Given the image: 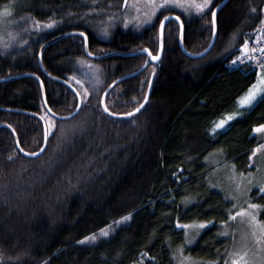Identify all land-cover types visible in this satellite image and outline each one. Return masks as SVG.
<instances>
[{
  "label": "trees",
  "instance_id": "1",
  "mask_svg": "<svg viewBox=\"0 0 264 264\" xmlns=\"http://www.w3.org/2000/svg\"><path fill=\"white\" fill-rule=\"evenodd\" d=\"M123 1L99 0L96 8L115 14L112 23L106 15H90L85 24L90 0H0V29H8L0 30V79L33 73L41 80L0 81V264H172L171 251L188 247L183 233L195 236L177 221L197 220L211 223L187 248L190 254L208 264L227 259L230 244L218 229L228 206L204 181L216 164L246 162L264 143V129L255 130L264 125V98L226 129L210 131L257 80L250 63L230 62L264 29V0H230L218 14L216 43L202 58L183 52L181 26L171 20L158 62L147 54L90 58L85 38L71 33L47 45L43 70L42 46L73 31L87 34L96 55L141 49L155 55L159 21L173 13L184 21L185 47L201 52L214 32L211 11L222 0L191 20L162 10L139 30L122 17L115 21L127 13ZM61 79L83 100L69 120L54 117L44 102L42 86L52 111H75L78 96ZM36 114L47 123L48 144L41 155L28 157L13 130L23 149L39 151L44 124ZM214 155L216 164L209 160ZM261 202L264 208V194Z\"/></svg>",
  "mask_w": 264,
  "mask_h": 264
},
{
  "label": "rangeland",
  "instance_id": "2",
  "mask_svg": "<svg viewBox=\"0 0 264 264\" xmlns=\"http://www.w3.org/2000/svg\"><path fill=\"white\" fill-rule=\"evenodd\" d=\"M162 2L163 0H155V3L157 4ZM177 2L178 0H173V3L169 4L167 8H156L155 12H153V8L149 0H128L127 5H124L123 1L122 5L126 9L127 13L122 14V16L119 15L115 18V21H119V18L122 17V20L124 22L123 24H125V26L139 30L150 25L157 14L162 10L174 9L175 11L183 14L187 20H191L198 16L203 17L207 10L216 6L215 0H212V2L209 4V8L205 9L203 14L197 15L193 10L192 14L186 15L184 9L177 8ZM186 2L200 3L202 2V0H186ZM146 15L149 16L150 19L146 20ZM175 15H178L181 18V16L177 13ZM137 20H139V22H137ZM0 30L3 33H7L5 31H8V29L5 28H2ZM2 32L0 36H5V34H2ZM98 34L100 35L103 33L101 32ZM251 42L252 40H247V44L249 47V52L246 54L247 58L241 57V53L243 52L242 49V52L237 54L230 63L232 65H239L243 62H248L250 63L251 67L254 68L253 62H255V68L258 73L264 74V71H262L259 67L260 64H264V53L261 52V49L264 48V29L262 31H259V33L255 35L253 43ZM252 49H255V51H252ZM238 57H241V61L233 63V61ZM259 87H264V85H261ZM242 106L245 105H243L240 101V107L237 106V108L233 112L228 114L241 113L240 115L235 116V119L241 116L244 110H247L251 107L250 106L245 109L242 108ZM228 114H225L222 118L214 122L213 126L211 127V134L216 135L231 124L234 119L228 121V125H225L226 127L223 126L221 129H218L215 132L212 131V129L221 119H226ZM217 153L222 156L220 158V161H224L223 152L218 151ZM209 160L216 164V161L219 160L218 155H214L213 157L209 158ZM204 182L208 189L219 193L222 197L223 202H225L228 206L225 216L226 219L223 220L222 218L225 214L220 217L222 218V221L227 222V227L223 226L220 223V228L218 229L219 231L223 230V232L225 233L224 235L229 241L230 245L226 253L234 252L237 250H247L250 259L254 260L256 264H262V262H264V247L257 244L255 237L264 235V231H262V229H264V208L263 205L260 204L262 203L261 200H263L264 194V191H261V189H264V143L255 147L252 156H250V158L246 162L231 159L223 162L222 164H216L212 171L206 174ZM251 204L257 205L258 207L252 209L249 207V205ZM241 208L246 210L245 214L236 215L233 220H229V216L233 213H239ZM251 216L255 217V222L251 220ZM201 221L205 220H197L190 223L189 225H198ZM206 227L207 226L205 225L202 228L198 226L190 227L193 228L195 232V236L193 237H191L190 234L188 236H185V234L183 233L186 245L188 247H191L196 241L200 231L206 230ZM218 230L217 234L219 232ZM189 241H191L190 244ZM188 247L179 246L175 247V249L171 251L172 264H195V262H199V264H208L207 260H203L201 258L198 259L195 255L190 254L192 252L190 251V248L187 249ZM202 258L207 257L202 256ZM226 258V260H229L230 264V258L228 256H226ZM215 264H220V261L215 262Z\"/></svg>",
  "mask_w": 264,
  "mask_h": 264
},
{
  "label": "snow or ice",
  "instance_id": "3",
  "mask_svg": "<svg viewBox=\"0 0 264 264\" xmlns=\"http://www.w3.org/2000/svg\"><path fill=\"white\" fill-rule=\"evenodd\" d=\"M90 2H91L92 6L90 7L89 11L83 13V18H84L85 24L89 23V21L87 20V17L90 15H106L107 16V23H109V24L112 23L114 16H115L114 13H108L106 9L96 8L95 5L99 2V0H90ZM149 2L152 5L153 12H155L156 8H167L169 4L173 3V0H163V2L159 3V4L155 3V0H149ZM211 2H212V0H202V2H200V3H187L186 0H178L176 6H177V8L184 9L186 15L192 14L193 10H194L195 14L201 15V14H203L205 9L209 8V4ZM124 3H125V5H127L128 0H124ZM109 7H111V4H109ZM8 12H10V9L8 7H5L3 9V13L7 14ZM211 15H212V21L214 24L215 20H216V11L212 10ZM148 19H150V17L146 15V20H148ZM170 19H171V17L164 16L163 19L159 21L161 39L163 38L164 22L168 21ZM175 19L179 21L180 17L176 16ZM137 22H139V20H137ZM52 23H55V21H53ZM182 23L183 22L181 21V26H182ZM102 31H104L106 33L107 27L102 29ZM81 35L86 37L87 34L82 33ZM240 47L243 48V52L241 53V57L247 58L246 54L249 52V47H248L247 41H245V43L243 45H241ZM4 48L7 49L8 44H5ZM161 48H162V44H161ZM252 51H255V49H252ZM261 52L264 53V48L261 49ZM241 57L236 58V60H234L233 63L240 62ZM152 59L158 60L159 59V53H157V55L152 56ZM253 67L255 69V67H256L255 62H253ZM259 67L262 71H264V64H260ZM257 75H258V79L256 80V82L250 86L246 95H244L243 97L240 98V101L243 105L252 106L254 101H257L259 98H264V87H259L261 85H264V74L258 73ZM149 84H150V82H149ZM147 99H148L147 96H145L144 100L147 101ZM79 107H80V105L78 104L77 108H79ZM141 107H143V105H141ZM105 110L106 111L108 110L107 105H105ZM138 111H139V109H133V112H138ZM240 114L241 113L228 114L226 119H221L215 125V127L212 129V131L215 132L216 130L221 129L223 126H225L227 124L228 121L233 120L235 116L240 115ZM121 115L131 116L132 113H123ZM262 129H264V125H260L255 130L260 131ZM261 191H264V189H261ZM249 207L252 209H255L258 206L251 204V205H249ZM245 211H246L245 209L241 208L239 213H233L232 215H230L229 220H233L236 215L245 214ZM127 219H128V217H121V221H125ZM251 220L253 222H255V217L251 216ZM209 223H211V221H201V222H199L198 225H180L179 221H177V226L181 227V228L197 227V226L202 228V227H204V225L209 224ZM220 223L223 226L227 227L226 221H221ZM262 231H264V229H262ZM101 232L104 235L108 234V233H105L103 229H101ZM83 239L86 241L89 239V237H84ZM91 239L95 240L96 236L92 235ZM255 240H256L258 245L264 247V235L256 236ZM190 243H191V241H189V244ZM226 255L230 258V264H256V262L254 260L249 258L247 250H244V251L237 250L234 252H228V253H226ZM195 264H199V262H195ZM209 264H215V262H209ZM225 264H229V260H225ZM262 264H264V262H262Z\"/></svg>",
  "mask_w": 264,
  "mask_h": 264
},
{
  "label": "water",
  "instance_id": "4",
  "mask_svg": "<svg viewBox=\"0 0 264 264\" xmlns=\"http://www.w3.org/2000/svg\"><path fill=\"white\" fill-rule=\"evenodd\" d=\"M229 0H222L215 8H214V10L216 11V20H215V23L213 24V27H214V35H213V40L211 41V43H210V45L205 49V50H203V51H201V52H197V53H193V52H191V51H189L186 47H185V45H184V29H185V27H184V23H182V26H181V21H182V19L180 18V20L178 21L179 22V24H180V26H181V35H180V44H181V48H182V50H183V52L186 54V55H188V56H192V57H195V58H199V57H203L204 55H206V54H208L212 49H213V47H214V45H215V39H216V36H217V32H218V14H219V12L225 7V5H226V3L228 2ZM124 5H125V3H124ZM169 17H171V19L170 20H176L175 19V17L177 16V15H168ZM170 20H168V21H170ZM168 21H165L164 22V29H163V38L161 39V34H160V50H159V59L161 58V56H162V54H163V47H164V37H165V28H166V25H167V23H168ZM183 22V21H182ZM71 33H77V34H82V33H85L84 31H73V32H67V33H65V34H62V35H60V36H58V37H56V38H54V39H52V40H50V41H48L47 43H45L44 44V46L42 47V49H41V52H40V62H41V56H42V53H43V50H44V48L49 44V43H51L53 40H56V39H58V38H61L62 36H65V35H67V34H71ZM84 38H85V42H86V44H85V51H86V54L90 57V58H94V59H101V58H105V57H110V56H112V55H119V54H121V55H130V56H133V55H139V54H147L150 58H151V60L152 61H154V62H158L159 61V59L158 60H153L152 59V56H154V54H152V52L151 51H149V49H141V50H137V51H134V52H129V53H121V52H110V53H107V54H104V55H96V54H93V53H91L90 52V47H89V41H88V36L86 35V37L85 36H83ZM161 44H162V48H161ZM157 55V54H156ZM42 68H43V70H45V67L44 66H42ZM39 80H40V78L39 77H37ZM56 78V77H55ZM57 79H59V78H57ZM41 81V80H40ZM61 81H63L64 83H67V84H69L72 88H73V90L75 91V93L77 94V96H78V104L80 105V107L79 108H76L75 109V111L74 112H72L70 115H67V116H61V115H57L56 113H54L53 111H51V113L52 114H54L57 118H59V119H71V118H73V117H75L78 113H79V111L81 110V108H82V104H83V100H82V96H81V94L79 93V91L73 86V85H71L69 82H67V80H63V79H61ZM118 81H120V80H118ZM111 87H112V85H111ZM111 87L105 92V96L108 94V92L110 91V89H111ZM42 88H43V91H44V100H45V102H46V96H45V88H44V86H42ZM7 109V108H6ZM7 110H14V109H7ZM42 121H43V124H44V137H45V140H44V144H43V146H42V148L39 150V151H37V152H26V151H24L25 152V155H27L28 157H37V156H39V155H41L43 152H44V150H45V148L47 147V144H48V126H47V123H46V121L42 118ZM1 126V125H0Z\"/></svg>",
  "mask_w": 264,
  "mask_h": 264
},
{
  "label": "bare ground",
  "instance_id": "5",
  "mask_svg": "<svg viewBox=\"0 0 264 264\" xmlns=\"http://www.w3.org/2000/svg\"><path fill=\"white\" fill-rule=\"evenodd\" d=\"M230 2V0L226 3V5L228 4ZM225 5V6H226ZM169 15H171V14H169ZM175 15V14H174ZM178 16V15H177ZM171 21V20H170ZM169 22V21H168ZM213 31H214V27H213ZM214 33V32H213ZM214 35V34H213ZM217 35H218V32H217ZM213 40V36H212V39H211V41ZM216 40H217V36H216V39H215V43H216ZM88 41H89V39H88ZM211 43V42H210ZM85 44H86V42H85ZM210 45V44H209ZM44 46V45H43ZM42 46V47H43ZM47 47V46H46ZM45 47V48H46ZM89 47H90V45H89ZM45 48H44V50H45ZM42 49V48H41ZM44 50H43V53H44ZM40 52H41V50H40ZM43 53H42V56H41V62H40V54H39V62H40V65H41V67L42 66H44V64H43ZM100 55H104V54H100ZM207 55V54H206ZM206 55H204V56H206ZM113 56V55H112ZM126 56H130V55H126ZM188 56V55H187ZM203 56V57H204ZM188 57H190V58H195V57H192V56H188ZM105 58H107V57H105ZM105 58H101V59H99V60H102V59H105ZM199 58H202V57H199ZM195 59H198V58H195ZM27 75H32V76H35V77H38L36 74H33V73H25V74H20V75H18V76H14V77H10V78H1L0 79V81H3V80H11V79H18V78H21V77H24V76H27ZM67 84V83H66ZM67 85H69V84H67ZM70 86V85H69ZM71 87V86H70ZM72 88V87H71ZM73 89V88H72ZM109 93V92H108ZM149 95H150V88L148 89V92H147V98H149ZM147 101H148V99H147ZM147 101H145L144 100V102H143V106L146 104V102ZM44 102H45V100H44ZM45 105L48 107V109H49V112L51 113V109H50V107H49V105H48V103H47V98H46V102H45ZM51 110V111H50ZM54 112V111H53ZM55 113V112H54ZM52 114V113H51ZM37 115V114H36ZM54 117H56L54 114H52ZM57 115H59V114H57ZM68 115H70V114H68ZM37 116H39V118L40 119H42V117L40 116V115H37ZM61 116H67V115H61ZM57 118V117H56ZM59 119V118H58ZM72 119V118H71ZM61 120H69V119H61ZM12 130H13V128L12 127H10ZM13 132H14V134H15V137H16V141H17V145H18V148L22 151V153L23 154H25V152L24 151H26L25 149H23V147L21 146V143H20V141H19V138H18V136H17V134L15 133V131L13 130ZM44 140H45V138H44ZM26 152H28V151H26ZM27 156V155H26Z\"/></svg>",
  "mask_w": 264,
  "mask_h": 264
},
{
  "label": "crops",
  "instance_id": "6",
  "mask_svg": "<svg viewBox=\"0 0 264 264\" xmlns=\"http://www.w3.org/2000/svg\"><path fill=\"white\" fill-rule=\"evenodd\" d=\"M247 92H248V90H247ZM247 92H245L241 97H243L244 95H246ZM241 97H240V98H241ZM240 98L238 99V106H239V107H240ZM259 99H260V98H259ZM254 103H255V102H254ZM253 105H254V104H253ZM253 105H252V106H253ZM252 106H251V107H252ZM248 107H250V106H246V105H245V106H242V108H245V109L248 108ZM251 107H250V108H251ZM244 111H245V110H244ZM227 125H228V124H227ZM227 125H226V126H227ZM226 126H225V127H226Z\"/></svg>",
  "mask_w": 264,
  "mask_h": 264
}]
</instances>
